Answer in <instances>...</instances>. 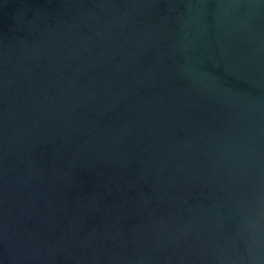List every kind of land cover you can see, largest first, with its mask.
Instances as JSON below:
<instances>
[{
    "label": "water",
    "instance_id": "water-1",
    "mask_svg": "<svg viewBox=\"0 0 264 264\" xmlns=\"http://www.w3.org/2000/svg\"><path fill=\"white\" fill-rule=\"evenodd\" d=\"M0 264H264V0H0Z\"/></svg>",
    "mask_w": 264,
    "mask_h": 264
}]
</instances>
